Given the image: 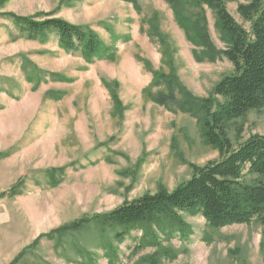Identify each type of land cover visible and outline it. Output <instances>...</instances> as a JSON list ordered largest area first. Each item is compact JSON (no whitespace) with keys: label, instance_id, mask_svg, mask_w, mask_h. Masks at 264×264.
Listing matches in <instances>:
<instances>
[{"label":"rangeland","instance_id":"374dc122","mask_svg":"<svg viewBox=\"0 0 264 264\" xmlns=\"http://www.w3.org/2000/svg\"><path fill=\"white\" fill-rule=\"evenodd\" d=\"M246 2H229L227 8L249 29L237 10ZM139 4L140 10L121 0H0V194L22 181L20 194L0 197V264L23 251L21 264H86L82 248L93 252L94 264H108L103 249L95 248L94 227L64 237L63 247L47 238L29 246L84 216L109 212L161 186L174 189L192 175L190 163L220 160L196 117L149 95L167 91L163 82L152 85L155 72L174 70L194 95L208 97L235 72L233 64L227 58L198 61L165 0ZM203 9L222 50L216 13L206 4ZM199 11L188 7L194 15ZM9 12L37 20L50 13L90 27L116 57L88 63L62 49L54 34L30 39L4 16ZM227 132L235 148L264 135V108L229 121ZM52 168L63 169L58 185L48 174ZM183 216L186 236H162L177 257L158 258L159 264H264V227L257 221L214 229L200 214ZM141 234L135 231L119 245L117 264H150L158 248H137Z\"/></svg>","mask_w":264,"mask_h":264},{"label":"trees","instance_id":"16d2710c","mask_svg":"<svg viewBox=\"0 0 264 264\" xmlns=\"http://www.w3.org/2000/svg\"><path fill=\"white\" fill-rule=\"evenodd\" d=\"M121 1L141 9L139 0ZM165 1L172 7L187 39L196 47L195 58L201 62L227 58L235 72L220 79L208 97L194 95L174 70L168 74L155 72L152 85L158 86L163 82L167 91L155 95L150 93L149 96L158 104L173 105L196 117L205 143L219 151L220 160L210 161L204 166L190 163L192 175L174 189L161 186L156 192L125 201L109 212L84 216L41 234L29 248L36 247L42 238L55 241L57 248L63 247L64 237L94 227L99 237L95 248L103 249L108 264H117L119 245L133 232L139 231L142 234L137 248L157 247V253L150 257V264H159L158 258L177 257L172 249L162 244V236L170 239L176 234L181 237L187 235L189 226L184 213L202 215L208 226L214 229L234 224L250 225L254 221L264 227V135L250 136L235 148L227 132L229 121L264 108V0H248L238 5V13L250 24L249 29L236 21L227 8L229 2L236 0ZM203 4L216 13V28L226 44L222 50L211 38ZM188 7L200 8V11L194 15L188 12ZM4 16L30 39L46 40L48 35L54 34L62 49L80 53L88 63L116 57L115 49L105 44L90 27L53 17L50 13L42 15L44 19L41 20L11 12ZM52 76L62 79L59 75ZM37 81L38 85L41 78ZM112 94L117 106H122L117 93ZM62 172L61 168L48 171L53 185H58L60 179L56 176ZM21 183L19 181L0 197L20 194ZM81 250L80 258L94 264L93 252L86 248ZM25 252L10 264H21Z\"/></svg>","mask_w":264,"mask_h":264}]
</instances>
